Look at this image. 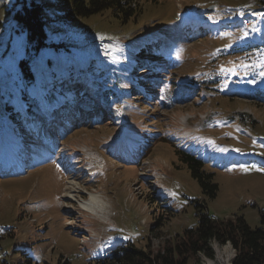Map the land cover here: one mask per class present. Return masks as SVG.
Here are the masks:
<instances>
[{
  "label": "rangeland",
  "instance_id": "1",
  "mask_svg": "<svg viewBox=\"0 0 264 264\" xmlns=\"http://www.w3.org/2000/svg\"><path fill=\"white\" fill-rule=\"evenodd\" d=\"M22 1L41 7L47 46L36 55L27 53L15 25ZM259 2L134 0L136 13L125 21L110 10L75 16L64 0H0V106L16 112L11 117L0 108V164L13 162L11 174L0 176V264H96L127 243L154 255L195 227L196 205L212 219L242 217L250 228L264 229V51L208 65L217 43L243 47L238 34L264 22V5L249 9L252 15L246 7L225 15L229 28L218 15L200 18ZM185 14L202 21L183 22ZM206 23L214 34L184 29ZM224 34L234 36L232 43ZM256 40L264 41L263 34ZM141 45L145 56L137 55ZM64 81L72 83L65 89ZM24 94L39 110L57 96L67 107L47 116L53 126L36 134L40 121L32 113L23 118L29 114ZM113 99L120 101L115 121ZM88 101L91 117L68 111ZM50 131L55 141L46 142L69 155L43 147ZM177 150L204 162L218 188L214 199L202 193ZM90 194L103 202L92 212L82 207ZM209 246L213 259L198 253L188 263L231 264L230 244Z\"/></svg>",
  "mask_w": 264,
  "mask_h": 264
},
{
  "label": "trees",
  "instance_id": "2",
  "mask_svg": "<svg viewBox=\"0 0 264 264\" xmlns=\"http://www.w3.org/2000/svg\"><path fill=\"white\" fill-rule=\"evenodd\" d=\"M64 1L69 6L72 13L78 17H88L95 14H101L106 10H110L114 18H123L126 21V19L128 20L136 13V5L134 3V0ZM18 3H20V1H18ZM259 5H264V2L245 4L241 7L235 8L231 6L229 8L230 13H204L200 18L212 20V16L218 15L220 22L222 23L221 26L224 28H229L231 22L225 15L235 13L245 7L248 8L246 14L252 15L253 13L249 9L259 8ZM261 8L264 11V6H262ZM190 11L191 10H189V12ZM214 11L217 12V8H215ZM40 12L41 7L39 4H36L32 1L29 5H26L24 4V1H22L21 8L14 13L15 25L19 30H21V32L24 33L27 53H30V55L38 54L47 46L46 36L43 31V23L40 19ZM200 18L189 17L185 14L183 22L191 21V19L202 21ZM176 22V26L178 28L179 19H177ZM248 25L252 24L248 22ZM180 27L184 28L185 26L182 27L180 24ZM184 29L192 31L193 35L197 33L196 31L199 30H203L202 32L206 33L207 36L210 34H214L215 32V30L213 29V25L208 23L199 26V28L186 26V28ZM222 30L223 28L221 29V31ZM253 30H257L258 34H254L255 32ZM253 30H250L249 33L245 31L239 32L238 37H241L240 41L244 44L243 47L232 46L234 44L233 43L231 46H229L231 50L230 48L226 50V47L223 43H217V46L220 47L218 49L219 52H216L218 55L213 56L212 59L208 62V65H214L217 62L218 58L234 56L243 58V56H249V53L253 50L264 51V41L259 42L256 40L257 37H262V34L264 36V22H259V25H255ZM249 34L253 35V37L255 38L251 39L249 37ZM228 36L229 35L224 34L223 39L227 38L232 43L234 36ZM254 40L256 41L258 46L255 45ZM159 42H161V40L157 39L155 41V45L162 49L164 46H161ZM147 46L150 47V45L148 44ZM136 52L138 56L147 55V53L144 52L143 45H141ZM227 52H230V54H227ZM208 55L210 56V54ZM2 64L3 60L0 62V67ZM26 64L27 63L25 62H20L24 76H26L28 79H31L32 75L28 71V64ZM211 68L214 69L215 67L211 66ZM214 72L215 70H212L211 73ZM183 80L186 82H190L187 80V75L184 76ZM252 82V80L248 81V83ZM118 99H116V102L114 99L112 100L115 102L114 106H120V101ZM25 105H27V102H25ZM88 105H90L89 101L88 103H80L78 106L75 105L74 107L69 108L68 111H87L88 107H92L91 105ZM64 107H67L65 102ZM6 109L10 110L11 117L16 116V113L12 110L11 105L8 104L6 106ZM6 109L4 108V111H6ZM96 122L100 124L103 123L101 119L96 120ZM5 154L9 156L11 152L7 151ZM175 155L178 157L179 162L188 168L191 177L195 179L201 187L202 193L209 199H214L216 197L218 188L217 185L211 181L212 175L205 174L203 172L204 164L196 157L188 155L181 150H177ZM195 208L197 209V222L195 227L185 230L182 237H179L178 240H174L173 243L163 247L162 251L157 252V254L152 255L149 249L137 248L134 244L127 243L116 246L109 254V256L107 255L103 258L97 259L98 262L96 264H189L188 262L190 257L196 256L198 253L203 254L208 259H213L214 254L209 246L211 242H216L220 245H225L227 243L231 245L232 249L235 251V256L233 257L231 264H264L263 228H250L242 217H232L223 220H215L211 218V215L209 213L199 211L200 206L196 205Z\"/></svg>",
  "mask_w": 264,
  "mask_h": 264
},
{
  "label": "bare ground",
  "instance_id": "3",
  "mask_svg": "<svg viewBox=\"0 0 264 264\" xmlns=\"http://www.w3.org/2000/svg\"><path fill=\"white\" fill-rule=\"evenodd\" d=\"M46 146L47 147H49V148H51V146L46 142ZM72 159H70L69 160V162L71 161ZM221 165L222 164H219V167H221ZM69 183H68V187H72V185H74V183H73V181H71V180H69L68 181ZM70 187V188H71ZM72 190V189H71ZM68 193V192H67ZM66 193V194H67ZM68 194H70V193H68ZM102 203L103 202H101L94 194H90V201H85L83 204H82V207L84 208V209H86L88 212H92V211H94L95 210V206H98V205H102ZM104 205V204H103ZM83 208H81L82 210H83ZM98 208H100V207H98ZM97 209V208H96ZM83 211H85V210H83ZM86 211V212H87ZM226 251H228V248H226L225 250H224V252H226Z\"/></svg>",
  "mask_w": 264,
  "mask_h": 264
},
{
  "label": "snow or ice",
  "instance_id": "4",
  "mask_svg": "<svg viewBox=\"0 0 264 264\" xmlns=\"http://www.w3.org/2000/svg\"><path fill=\"white\" fill-rule=\"evenodd\" d=\"M261 75H264V72H262ZM245 170H246V169H245Z\"/></svg>",
  "mask_w": 264,
  "mask_h": 264
},
{
  "label": "water",
  "instance_id": "5",
  "mask_svg": "<svg viewBox=\"0 0 264 264\" xmlns=\"http://www.w3.org/2000/svg\"><path fill=\"white\" fill-rule=\"evenodd\" d=\"M210 10H211V8H210Z\"/></svg>",
  "mask_w": 264,
  "mask_h": 264
}]
</instances>
